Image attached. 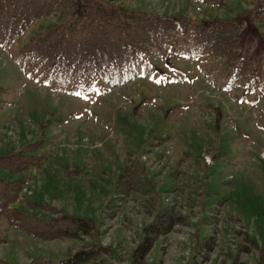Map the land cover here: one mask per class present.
Masks as SVG:
<instances>
[{"label":"rangeland","instance_id":"1","mask_svg":"<svg viewBox=\"0 0 264 264\" xmlns=\"http://www.w3.org/2000/svg\"><path fill=\"white\" fill-rule=\"evenodd\" d=\"M125 2L169 17L149 31L135 67L55 70L33 48L55 17L36 21L21 41H0V156L25 151L34 163L0 170V202L13 183L31 190L0 215V264L57 263L102 246L106 264H133L144 228L172 205L189 223L159 236L147 264H264V25L256 5ZM17 211L46 234L45 214L83 218L92 230L38 238L13 225Z\"/></svg>","mask_w":264,"mask_h":264},{"label":"trees","instance_id":"2","mask_svg":"<svg viewBox=\"0 0 264 264\" xmlns=\"http://www.w3.org/2000/svg\"><path fill=\"white\" fill-rule=\"evenodd\" d=\"M203 1L215 6L224 4V0ZM244 1L256 5L255 17L264 25V0ZM46 17H55L56 22L34 36L35 52L47 63H54L55 69L62 72L84 69L99 75L117 69L125 70L138 63L142 50L140 46L150 40L149 31L153 32L157 27V31L163 29L162 24L166 21L168 25L169 18L137 11L125 0H0V41L8 45L21 41L32 24ZM31 157L27 152L0 156V170L27 169L34 164ZM18 183L19 186L15 187ZM15 184L11 186L12 191L4 189L6 191L1 193L10 199L16 198L21 185L20 182ZM6 202H0V215L5 213ZM43 208L44 211L61 213L52 206ZM60 215L57 218L44 215L47 218L45 225L51 232L47 234L44 225L41 229L31 227L32 219L19 212L15 213L13 223L29 234L45 239L77 238L91 233L89 221L68 214ZM188 223L189 220L177 212L175 206L165 208L144 228L143 238L133 250V264H147L146 256L157 238L170 233L176 225ZM105 250V247L82 248L69 254V258L62 262L43 264H106L103 257L107 252Z\"/></svg>","mask_w":264,"mask_h":264},{"label":"snow or ice","instance_id":"3","mask_svg":"<svg viewBox=\"0 0 264 264\" xmlns=\"http://www.w3.org/2000/svg\"><path fill=\"white\" fill-rule=\"evenodd\" d=\"M78 95V94H77Z\"/></svg>","mask_w":264,"mask_h":264}]
</instances>
